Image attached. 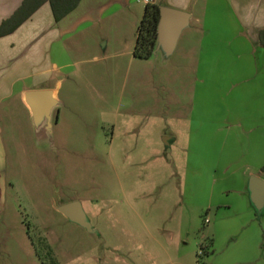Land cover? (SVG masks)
<instances>
[{"label": "rangeland", "instance_id": "374dc122", "mask_svg": "<svg viewBox=\"0 0 264 264\" xmlns=\"http://www.w3.org/2000/svg\"><path fill=\"white\" fill-rule=\"evenodd\" d=\"M95 43L99 59L81 52L58 77V124L41 138L21 126L5 136L0 264H206L210 196L234 192L213 138L199 136L194 149L191 130L209 133L225 95L199 85L198 55L182 43L150 59L109 57L114 46ZM73 201L91 229L58 210Z\"/></svg>", "mask_w": 264, "mask_h": 264}, {"label": "crops", "instance_id": "0c3cea01", "mask_svg": "<svg viewBox=\"0 0 264 264\" xmlns=\"http://www.w3.org/2000/svg\"><path fill=\"white\" fill-rule=\"evenodd\" d=\"M24 2L0 0V26ZM140 3L190 14L175 48L182 43V51H196L199 85L212 94L225 95V107L212 112L209 133L203 132V126L191 130L194 149L199 136L213 138L211 144L219 149L224 173L232 180L228 194L234 192L228 199L218 196L217 202L210 196L208 207L216 208L215 228L205 248L206 264H264V206L256 208L250 190L252 177L264 180V46L260 44L264 0H82L59 22L50 3L42 4L14 31L0 37V170L6 162L5 136L10 131L22 128L41 138L44 130H52L60 121L63 84L58 77L74 67L72 57L84 52L99 59L95 42L103 52L114 46L109 57L129 50L134 55L145 11ZM83 35H89L90 42L76 39ZM157 49L163 50L159 41ZM31 91L39 92L36 110L56 101V114L52 108L51 118L39 116L41 112L36 113L28 101ZM165 136L166 144H172L173 136ZM212 166L219 170L218 165Z\"/></svg>", "mask_w": 264, "mask_h": 264}, {"label": "water", "instance_id": "95a60500", "mask_svg": "<svg viewBox=\"0 0 264 264\" xmlns=\"http://www.w3.org/2000/svg\"><path fill=\"white\" fill-rule=\"evenodd\" d=\"M161 18L158 28V41L163 51L172 52L177 44L182 30L188 25L190 14L169 7H161ZM39 92L31 91L28 94V101L34 108L36 113L41 112L39 116L50 117L51 111L56 106V101H49L45 106L39 108L34 105L35 97ZM50 95L51 92L46 91ZM39 111V112H38ZM250 190L252 192L253 202L258 210L264 206V180L254 176L250 181ZM70 221L91 229L87 215L82 204L79 201H73L64 204L58 208Z\"/></svg>", "mask_w": 264, "mask_h": 264}, {"label": "trees", "instance_id": "16d2710c", "mask_svg": "<svg viewBox=\"0 0 264 264\" xmlns=\"http://www.w3.org/2000/svg\"><path fill=\"white\" fill-rule=\"evenodd\" d=\"M82 0H25L15 15L4 21L0 26V37L14 31L22 21L28 18L42 4L49 2L56 22L74 11ZM24 14V15H22ZM161 9L157 4H148L138 29V38L134 49V56L138 59H150L155 52L158 41V28ZM260 44L264 46V29L260 34ZM264 173V166L262 167Z\"/></svg>", "mask_w": 264, "mask_h": 264}, {"label": "built area", "instance_id": "2783aa9c", "mask_svg": "<svg viewBox=\"0 0 264 264\" xmlns=\"http://www.w3.org/2000/svg\"><path fill=\"white\" fill-rule=\"evenodd\" d=\"M149 0H146V2H148Z\"/></svg>", "mask_w": 264, "mask_h": 264}]
</instances>
